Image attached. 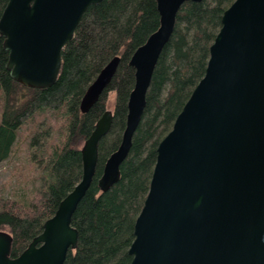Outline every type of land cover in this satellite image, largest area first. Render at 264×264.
<instances>
[{
	"label": "water",
	"instance_id": "1",
	"mask_svg": "<svg viewBox=\"0 0 264 264\" xmlns=\"http://www.w3.org/2000/svg\"><path fill=\"white\" fill-rule=\"evenodd\" d=\"M102 1L8 0L0 36L12 79L30 88L52 87L63 49L88 8ZM202 1L157 0L160 27L131 57L135 85L126 128L98 181L102 192L121 178L179 11L187 2ZM221 24L204 77L158 145L150 189L135 221L131 264H264V0H235ZM120 61L110 60L87 88L82 113L100 100ZM113 118L106 110L97 121L81 148V181L19 256H12L13 235L0 230V264H65L77 249L73 215L92 185L99 145Z\"/></svg>",
	"mask_w": 264,
	"mask_h": 264
},
{
	"label": "trees",
	"instance_id": "2",
	"mask_svg": "<svg viewBox=\"0 0 264 264\" xmlns=\"http://www.w3.org/2000/svg\"><path fill=\"white\" fill-rule=\"evenodd\" d=\"M234 1L183 5L155 68L142 121L121 165V178L106 192L98 181L126 128L135 85L130 60L160 27L157 0H103L91 5L63 49L59 77L49 88H30L12 79L9 54L0 36V163L29 130L28 158L40 181L30 199L0 198V230L13 235V257L42 233L46 220L81 181V148L107 110L109 93L115 92L111 130L100 142L92 185L72 219L79 233L78 247L69 252L65 264H131L135 221L150 189L158 145L204 77L222 16ZM7 3L0 0V18ZM116 56L121 61L111 83L90 111L82 113L87 88Z\"/></svg>",
	"mask_w": 264,
	"mask_h": 264
},
{
	"label": "rangeland",
	"instance_id": "3",
	"mask_svg": "<svg viewBox=\"0 0 264 264\" xmlns=\"http://www.w3.org/2000/svg\"><path fill=\"white\" fill-rule=\"evenodd\" d=\"M115 92L108 95L107 110L115 109ZM29 130L20 135L12 155L0 163V198L27 200L32 197L40 185L38 172L34 170L28 158Z\"/></svg>",
	"mask_w": 264,
	"mask_h": 264
}]
</instances>
